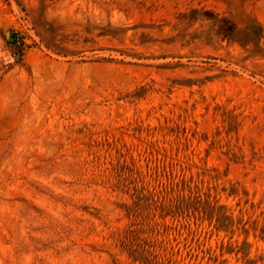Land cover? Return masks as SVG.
Here are the masks:
<instances>
[{
    "label": "rangeland",
    "instance_id": "1",
    "mask_svg": "<svg viewBox=\"0 0 264 264\" xmlns=\"http://www.w3.org/2000/svg\"><path fill=\"white\" fill-rule=\"evenodd\" d=\"M9 48L0 264H130L172 179L209 211L141 207L159 262L264 264V0H0Z\"/></svg>",
    "mask_w": 264,
    "mask_h": 264
},
{
    "label": "trees",
    "instance_id": "2",
    "mask_svg": "<svg viewBox=\"0 0 264 264\" xmlns=\"http://www.w3.org/2000/svg\"><path fill=\"white\" fill-rule=\"evenodd\" d=\"M132 191L131 226L123 230V234L117 239V246L125 252L130 259V264H164L158 260L155 240L142 236L146 227L144 228V223L136 221V217L142 214L141 207L154 205L162 217L174 216L175 218L185 216L190 211L194 214H205L209 209H206L205 200H201L200 190L196 186L190 187L184 180L180 183L172 179L157 193L145 194L143 188L136 186ZM155 195H159L158 200L155 199ZM154 227L151 226L150 230L153 231Z\"/></svg>",
    "mask_w": 264,
    "mask_h": 264
},
{
    "label": "built area",
    "instance_id": "3",
    "mask_svg": "<svg viewBox=\"0 0 264 264\" xmlns=\"http://www.w3.org/2000/svg\"><path fill=\"white\" fill-rule=\"evenodd\" d=\"M22 58V54L15 48L0 49V61L4 65H13Z\"/></svg>",
    "mask_w": 264,
    "mask_h": 264
}]
</instances>
